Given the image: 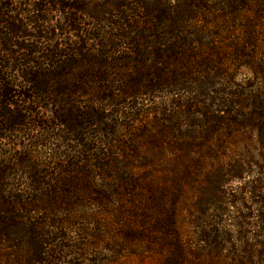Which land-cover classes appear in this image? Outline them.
<instances>
[{"label": "trees", "instance_id": "trees-1", "mask_svg": "<svg viewBox=\"0 0 264 264\" xmlns=\"http://www.w3.org/2000/svg\"><path fill=\"white\" fill-rule=\"evenodd\" d=\"M132 1L113 2L106 9V18L97 20L99 13L94 9L61 4V0H52L53 8L48 1L42 10L29 6L28 12L24 0H18L17 8L9 0H0V133L28 138L38 129L45 134L41 141L61 143V148L49 150L48 158L28 153V161L25 157L19 158L21 162L12 159L14 170L8 168L4 174L23 175L35 202H41L46 193L61 190L67 194L62 199L67 202L74 194L88 199L98 196L92 201L102 203L105 199L95 183L108 171L106 140L115 133L113 119L121 117L122 111L133 116L140 99L166 94L170 108L156 106L147 112L151 119L140 129L136 158L122 161L124 169L138 172L145 185L141 190L145 195L139 214L142 220L125 228L123 236L126 240L163 239L167 251L163 264H184L186 247L175 220L177 200L186 187H194L192 191L202 197L194 204V223L201 220L204 224L199 228L206 229L197 240L217 251L221 236L214 227L226 210L219 199L207 194L219 193L228 181H240L247 173L244 161L235 156L243 145L254 152L250 161L257 177L246 187L257 207L261 241L245 243L248 257L235 256V264H264V59L256 56V38L251 34L264 25V0ZM54 7L69 12L64 27L48 28L47 18L41 16ZM79 15L100 22L83 33L86 39L79 44L47 50L17 41H50L57 37L55 32L76 33L73 25L80 23ZM89 41L97 44L87 48ZM35 54L40 57L33 58ZM79 67L88 70L78 71ZM242 67L251 76L237 81ZM47 68L52 70L44 74L50 70ZM36 109L49 115L40 116ZM41 141L33 142V147H45ZM68 141L75 146L69 148ZM112 149L111 154L117 155V148ZM75 155L85 158L75 161ZM25 169L26 174H21ZM71 174L77 178L69 180ZM1 181L0 194L6 186ZM16 196L10 200L22 201ZM225 198V206H242L240 198ZM34 210L22 205L0 212V220H7L8 215L7 224L0 221V246L7 242L8 234V244L16 242L27 253L25 259L13 261L8 255V264L103 263L89 254L103 238L99 225L87 229L78 224L68 227L61 221L24 222L25 218L31 220ZM44 216L42 220H49ZM71 227L76 235L72 240L66 236ZM217 258L207 257L209 261Z\"/></svg>", "mask_w": 264, "mask_h": 264}, {"label": "rangeland", "instance_id": "rangeland-1", "mask_svg": "<svg viewBox=\"0 0 264 264\" xmlns=\"http://www.w3.org/2000/svg\"><path fill=\"white\" fill-rule=\"evenodd\" d=\"M24 1V6L27 10L26 12L30 10L29 6L34 5L40 7L42 10L43 6H46V3L44 2L47 1L48 5L52 6L50 3L52 0ZM116 1L118 0H61V4L72 3L80 7L87 6L89 10L94 9L95 12L99 13L97 20H102L107 16L104 14L107 12L106 9L108 8V5ZM9 2L13 5L15 3L16 8L18 7V0H9ZM120 2H122V0H120ZM132 2H134V0ZM105 3H107V5H105ZM21 6L22 10H24L23 4ZM52 8L47 13H41V16L47 18L48 20V28L53 26L64 27L63 21H66L69 12H67V14L61 13L56 11L55 7L54 9ZM76 18L80 20L79 24L77 23L73 25L77 30L76 33L68 31L66 33L55 32L53 36L57 37L50 41H36L33 38H24L17 41L21 42L22 45H28L41 49L46 48L47 50H51L50 48L52 46H57V49L59 50L67 49L69 46L79 44L84 41L86 39V35L83 33L89 31L92 25L100 23L94 22L93 20L80 15ZM2 30L5 31L4 28H2ZM28 30L33 33V30ZM251 34H254L253 36L256 38V50H254V52L256 51V56H262L264 59V25L255 27L254 30L251 31ZM86 44L87 48H91L93 44L97 43H91L89 41L86 42ZM13 50L18 51L17 49ZM19 54L26 53L20 52ZM32 57L36 58L40 57V55L37 56L35 54ZM39 60L40 59H37L36 62H40ZM47 69L50 70L46 71L44 74H47L52 70L51 68ZM81 70H88V67H79L78 71ZM77 74L79 75L80 73L77 72ZM50 75L52 74H49L48 76ZM250 76V71L246 67H242L237 72L236 80L241 81L249 78ZM169 101L170 98L168 95L158 93L152 97H148L146 100H138L136 108L140 111L136 113V110L133 116L128 115V112L125 113L122 111L121 117L113 119L111 125L115 126V133L114 135L109 136L106 140L108 143L106 149L108 150L110 158V161H108V171L107 173L106 171L104 172L105 178L95 183L96 189L98 190L101 198L105 199L102 203L92 201L93 198L96 200L98 196L89 197L88 199L85 198V196L81 198L77 196L75 197L74 194L71 195V201L67 202L62 200L65 197L68 198V196L61 190L55 193L51 191L50 193L44 194L41 202L31 200L30 198L32 197L30 196V192L27 190L28 180H26L23 175L21 176L22 178H17V176L12 177L11 175L8 177V174L6 175L4 172L8 168L14 170L13 165L16 163L12 159H17L21 162L19 158L25 157L28 161L30 159V157H28L29 155L31 157L40 158L42 154H45L44 157L48 158L47 156L51 155L48 153L49 150L61 148V143L52 142L56 145V147H54L51 143L41 141L43 140L45 134L38 129L34 130L32 135L28 138H22L20 134L0 133V178L2 179L1 183L4 186L6 185L4 187L5 192L0 194V212L4 211L8 213V206L21 207L22 205H26L31 209L36 210L32 212L33 214H31V220H27V218H25V220H23L24 222H39L42 224L45 221L49 223L61 221L68 224V227L69 225H72L73 227V225L78 224L79 227L83 226L87 229H91L90 226L92 225H99L103 232V238L96 241L94 248L89 251V254L103 262L102 264H163V260L167 255L164 243L165 241H163V239H154L151 241L142 239L126 240V237L122 234V231H124L125 228H133L138 225L139 220H142L139 218V214L140 208H143L142 198L145 197V195L141 192L142 186L145 188V185L141 183L139 173L135 170L130 172L127 169L125 170L122 161L127 163L129 156L136 158L134 149L139 150L138 136L140 129L143 125L148 124L151 119L150 112H147L150 109L153 110L156 106H165L170 108ZM36 110L40 113V116L43 115V117H47L49 115V113L44 110ZM47 136H49V133H47ZM35 137L37 140H34ZM37 141L43 142L42 144L45 145V147L39 146L34 148L32 144ZM66 144L69 148L75 146V144L70 141L65 143V145ZM113 146L117 148L116 152L118 157L117 155L114 156L111 154ZM60 151L65 152L64 149ZM34 152H37L38 154H35ZM235 154H237L235 156L238 160L244 161V164L248 168L247 173L242 175V179L240 181H228L219 193L211 191L207 194V196L212 197L214 200L219 199V201L222 202V209L226 210L224 213L225 215L222 216L218 222L216 221L218 223L217 227H214L216 232L219 233L218 235L221 236V240L217 241L220 246V248L216 249L217 251L214 249L211 250V248H208L209 246H206L204 243L197 240L198 234H202L201 232L206 230L202 227L199 228V224H204L201 220L194 223V212H196L194 204L202 197L195 193V191H192L194 190V187H192V190L191 188L186 187L185 192H183L177 200L178 211L176 213L175 220L179 228L181 242L186 247L184 249V253L186 255L184 264H235L237 260L235 256L239 257L240 255L244 259L248 257V251L245 250L247 244L253 243L254 239L261 241L258 232L259 230L257 228L258 220H256L257 207L252 203L251 196L249 195L246 187V183L253 181L257 177V169L250 161V156L252 157L254 152L249 153V150H246L245 146L242 145ZM116 157L118 160L117 162H114L113 159ZM124 157L128 158L124 160ZM84 158V156H74L75 161ZM33 162H36V160H33ZM210 165H213V163ZM39 170L40 169H38V171ZM23 173L26 174V169L24 172H21V174ZM46 173L47 171H45V174ZM15 178H17V180ZM75 178L77 177L71 174L68 179L74 180ZM48 181H51L52 183L54 182V180L50 178ZM49 184L51 185V183ZM50 189L54 190L53 188ZM9 195L11 197L17 195L16 197H19L22 201H12L10 200L11 197ZM226 195L233 196L234 198H240V200H242V206H236L235 208L225 206V203H227L225 198ZM67 203H69V206H67ZM44 215H47L46 217H48L49 220H42L41 218L42 216L44 218ZM240 216L242 217V220H238V217ZM4 219L7 220L0 221H4L5 224H7L8 215ZM239 221H243V223H241V227H237ZM210 223L213 224L212 222ZM72 227L66 232V236H68L70 240L76 236L74 235V229ZM50 231L54 232V230ZM8 255L9 257H13H10L13 261L18 257L20 259H25L27 253L23 248H18L16 242L8 244L7 234V242H4L3 246H0L1 264H8ZM196 255L200 256L199 260L195 259ZM209 256H218V258L213 261H209L207 259Z\"/></svg>", "mask_w": 264, "mask_h": 264}]
</instances>
